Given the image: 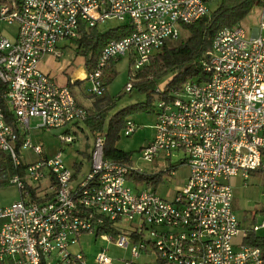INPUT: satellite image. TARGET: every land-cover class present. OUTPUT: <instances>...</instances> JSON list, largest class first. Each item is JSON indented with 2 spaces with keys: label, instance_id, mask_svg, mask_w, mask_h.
Masks as SVG:
<instances>
[{
  "label": "built area",
  "instance_id": "2783aa9c",
  "mask_svg": "<svg viewBox=\"0 0 264 264\" xmlns=\"http://www.w3.org/2000/svg\"><path fill=\"white\" fill-rule=\"evenodd\" d=\"M215 1L1 0V98L17 129L7 123L0 106V151L16 169L23 168V175L10 180L22 199L0 208V264H88L82 252L72 249L83 236L100 233L131 249L124 264H134L149 248L165 264H264V250L245 244L249 233L233 211L229 183L237 177L247 182L251 173L264 171V0H259V25L251 36L239 24L216 34L202 60L206 79L189 80L180 90L169 91L170 99L159 98L155 137L142 158L152 162L160 155L169 159L176 152L185 154L180 164L188 167L189 176L173 199L135 191L128 180L136 171L105 158L103 134L95 137L89 154L91 171L76 186L63 150L49 157L29 137L32 119H40L38 128L49 132L88 117L72 91L40 68L46 56L63 57L61 44L78 40L83 28L108 21L132 26L134 32L105 47L86 74L89 94L101 97L105 71L113 62L130 56L134 70L142 69L181 39L184 26L209 16ZM13 25L17 31L11 40L3 29ZM133 82L127 83V93ZM125 129L131 136L137 126L128 120ZM58 138L63 145L76 141L68 129ZM29 152L38 159L26 162ZM136 218L134 231L117 239L102 231L107 223ZM262 229L264 222L253 231ZM95 264L113 260L101 254Z\"/></svg>",
  "mask_w": 264,
  "mask_h": 264
},
{
  "label": "rangeland",
  "instance_id": "374dc122",
  "mask_svg": "<svg viewBox=\"0 0 264 264\" xmlns=\"http://www.w3.org/2000/svg\"><path fill=\"white\" fill-rule=\"evenodd\" d=\"M221 0L215 1L210 5L211 12H213L219 5ZM212 14V13H211ZM211 14L209 16H211ZM260 20V10L255 7L252 12L247 15L239 25L246 31L248 36H251L252 30L257 28ZM122 23L118 21H108L106 24L101 25L98 29L99 32L104 33L111 29H115L121 26ZM17 27L15 25L5 27L3 32L11 40L14 39ZM189 36V32L182 28L181 39L172 43L177 45L180 42L185 41ZM61 50L63 51V57L57 58L56 56H46L40 63V68L46 73H49L50 77L58 86H68L71 80H75L79 73L88 74V68L86 65L87 57L82 55L78 41H67L61 44ZM133 58L125 56L113 62L111 66L116 75L114 79L109 82L107 86V95L111 99L120 97L116 102L117 105L112 110L104 125L103 135L107 136L110 130L111 117L129 106H133L138 103L147 102V95L141 94L137 89H134L130 93H125V86L130 82V76L135 75ZM111 66L109 68H111ZM108 68V69H109ZM84 77V75H82ZM166 78L159 82L158 88L163 89L167 80ZM72 93L79 99L84 108L91 107L94 99L89 94L91 87L88 80H84L79 84L70 86ZM157 93V92H156ZM159 96L155 94L151 99L148 111L135 110L128 117L127 121H133L137 130L131 136L125 135V126L120 128L118 137L115 142L116 150L124 152L130 156L131 165L136 171L145 176L158 175L159 181L155 184H147L136 182L133 178L129 177V185L135 191L150 190L157 193L160 197L166 200H171L175 197L178 189L185 186L187 177L189 175V169L185 164H180L185 159L183 152H176L172 158L167 159L164 155H160L152 162H147L142 158L143 150L152 142L155 137L154 126L157 119V106L159 104ZM82 106V107H83ZM153 107V109H152ZM41 123L40 119L35 118L31 120L29 137L33 144L43 145L45 153L49 157H53L59 150H63V161L66 166L75 172V179L73 181L76 186L83 181L89 174L92 168L89 154L93 148L95 137L99 134H94L89 126L84 122L78 123V125H69L63 129H53L49 132L44 129H39L38 125ZM79 127V128H78ZM71 130L76 141L69 145H63L58 138V135ZM38 159L37 156L29 152L26 162H33ZM22 157V161L25 162ZM80 165V171L76 173L75 165ZM171 172H175L172 176ZM23 175V174H22ZM11 176L8 177L6 183L5 179H0V208L11 205L12 203L22 199L21 192L16 185L10 184ZM29 183L31 180L26 178ZM233 186L234 200L232 208L238 220L241 224V228L244 231H248L249 235L255 233L257 237L264 238V229L259 232H254L253 229L257 225H261L264 222V171H258L257 173H251L247 182L241 180L240 177L233 178L229 181ZM35 185V184H34ZM47 186V183H43V188ZM138 218L133 222H114L109 226L114 232L108 233V237L117 239L120 233H132L134 231V225L137 224ZM1 223V221H0ZM134 224V225H133ZM119 233V234H118ZM104 233L99 235L90 236L85 235L81 238L80 243L72 250L76 253L82 252L88 264H95L97 258L101 254H105L107 257L113 260V264H124L123 260L131 259V249L119 247L115 240L104 239ZM242 237L237 238L236 244L241 243ZM134 264H163L161 263L155 251L149 248L147 252L135 260Z\"/></svg>",
  "mask_w": 264,
  "mask_h": 264
},
{
  "label": "trees",
  "instance_id": "16d2710c",
  "mask_svg": "<svg viewBox=\"0 0 264 264\" xmlns=\"http://www.w3.org/2000/svg\"><path fill=\"white\" fill-rule=\"evenodd\" d=\"M259 3V0H221L211 16H207L195 24L184 26V29L189 32V36L185 41L177 45H167L160 53L151 58L149 64L137 70L135 75L130 76V81L134 80L133 90L137 89L141 94H146L148 100L145 103H138L118 111L111 117L110 130L106 136L105 158L131 165L130 156L115 148L118 132L123 125H126L127 117L135 110L148 111L151 107L150 101L155 94L159 96L158 98L168 100L171 98L168 96V92L173 89L180 90L187 81L206 79L207 76L202 68V60L206 52L211 48L216 34L224 27L239 24L255 7L259 6ZM133 32L134 29L129 25L119 26L104 33L99 32L98 28L88 30L83 28L77 41L82 55L87 57L86 65L88 71L96 67L105 47L112 41L125 38ZM115 75L116 73L113 71L112 66L105 71L103 80L104 94L101 97L92 95L94 101L91 107L86 108L88 117L84 122L94 134H103L105 121L109 113L116 107V102L120 99V97L111 99L107 95V86ZM166 78L169 79L162 89L163 92L159 95L157 92V90H160L158 84ZM77 83H81V81ZM68 87L71 88L70 86ZM3 89L4 87L0 82V106L5 112L7 123L17 129L11 112L1 98ZM75 168L76 173L81 169L78 164L75 165ZM22 170L23 168L16 169L10 156L6 152L0 151V179H5V182L2 183H6L9 176L22 175ZM130 178L140 183L155 184L160 177L158 175L152 177L134 173ZM102 231L114 232L109 223L102 228ZM245 244L260 247L264 250V238L257 237L255 233L247 236ZM160 262L165 264L162 261Z\"/></svg>",
  "mask_w": 264,
  "mask_h": 264
},
{
  "label": "crops",
  "instance_id": "0c3cea01",
  "mask_svg": "<svg viewBox=\"0 0 264 264\" xmlns=\"http://www.w3.org/2000/svg\"><path fill=\"white\" fill-rule=\"evenodd\" d=\"M43 71V70H42ZM44 72V71H43ZM45 74H48L49 75V73H46V72H44ZM82 75H84V77H82ZM50 76V75H49ZM85 77H86V73H79L78 74V76L76 77V79L75 80H71L69 83H67L68 84V86H72V85H76V84H79V83H77V82H79V81H81V82H83L84 80H85ZM68 86H66V87H68ZM69 88V87H68ZM70 89V88H69ZM72 91V90H71ZM77 99V101H78V103L80 104V105H82L81 103H80V101H79V99L78 98H76ZM83 106V105H82ZM84 107V106H83ZM79 128V127H78ZM189 176V175H188ZM188 178V177H187ZM263 230V229H262Z\"/></svg>",
  "mask_w": 264,
  "mask_h": 264
}]
</instances>
